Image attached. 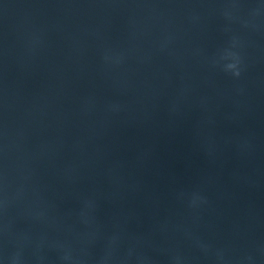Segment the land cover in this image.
Segmentation results:
<instances>
[{
  "label": "water",
  "instance_id": "1",
  "mask_svg": "<svg viewBox=\"0 0 264 264\" xmlns=\"http://www.w3.org/2000/svg\"><path fill=\"white\" fill-rule=\"evenodd\" d=\"M0 264H264V0H0Z\"/></svg>",
  "mask_w": 264,
  "mask_h": 264
},
{
  "label": "clouds",
  "instance_id": "2",
  "mask_svg": "<svg viewBox=\"0 0 264 264\" xmlns=\"http://www.w3.org/2000/svg\"><path fill=\"white\" fill-rule=\"evenodd\" d=\"M228 67H229V68H234L235 65L230 64V65H228ZM236 74L239 75V72L237 71Z\"/></svg>",
  "mask_w": 264,
  "mask_h": 264
}]
</instances>
